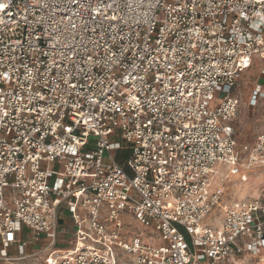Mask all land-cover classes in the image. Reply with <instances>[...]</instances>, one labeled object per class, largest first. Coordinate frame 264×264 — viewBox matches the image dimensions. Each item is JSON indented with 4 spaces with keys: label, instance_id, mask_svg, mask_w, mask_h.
Here are the masks:
<instances>
[{
    "label": "built area",
    "instance_id": "built-area-1",
    "mask_svg": "<svg viewBox=\"0 0 264 264\" xmlns=\"http://www.w3.org/2000/svg\"><path fill=\"white\" fill-rule=\"evenodd\" d=\"M258 54L264 75V0H0V260L35 256L25 230L47 238V264L259 252L264 189L228 202L225 188L264 166V132L239 145L235 128ZM262 103L258 82L249 104ZM126 213L166 244L122 237Z\"/></svg>",
    "mask_w": 264,
    "mask_h": 264
},
{
    "label": "rangeland",
    "instance_id": "rangeland-1",
    "mask_svg": "<svg viewBox=\"0 0 264 264\" xmlns=\"http://www.w3.org/2000/svg\"><path fill=\"white\" fill-rule=\"evenodd\" d=\"M262 63V54L256 55L254 57V65H251L248 71L241 76L235 91V94L241 98L240 114L235 123L239 145L248 144L254 146L258 134L264 132V103L258 107L249 106L250 90L255 83L259 82L264 85V75L261 74ZM104 161H107L106 157L104 158ZM58 171L59 169L57 165L54 168V172L57 173ZM217 171L218 174L224 172L223 166L219 165ZM225 188L227 196L226 200L228 202L244 200L258 195L264 189V166L250 170L242 169L238 175L230 177L226 181ZM10 195L11 188H6V199L9 200ZM66 214L69 216L68 212ZM105 216L106 214H104V217ZM121 218L124 225L121 230V235L129 242L139 236L145 243L152 246L166 244V239L155 232L153 228L143 225L132 215L126 213ZM66 225L68 224L66 223ZM71 237L72 234L59 238L65 241V245L62 244V246H67V240ZM34 238L32 232L25 230L23 234L24 240L30 241ZM32 243L33 244L31 245H33L34 251L39 252L37 255L22 259L18 254V249L14 247L10 249V256L12 259L0 260V264H47L46 259L48 257V252L43 249L45 245L37 240H33ZM124 261V259H121V263ZM223 264H264V248H261L259 252L245 250L242 253H236Z\"/></svg>",
    "mask_w": 264,
    "mask_h": 264
},
{
    "label": "crops",
    "instance_id": "crops-1",
    "mask_svg": "<svg viewBox=\"0 0 264 264\" xmlns=\"http://www.w3.org/2000/svg\"><path fill=\"white\" fill-rule=\"evenodd\" d=\"M252 89L250 91H252ZM249 106H250V104H249ZM67 212L69 213V216L66 214ZM66 223L68 225H66ZM72 226H73V221H72V218H71V214L66 209V207H64L62 209L61 213H60V224H59V234H58L59 235L58 236L59 243L57 245L58 248H66V247H68L70 245V239H69V240H67V246H62V244L65 245L64 244L65 241L63 239H59V238H63L64 236H67L69 234H73ZM30 232H32V231H30ZM33 237H35V238L30 240V241L26 240L27 243H28L27 246H26V250H25L27 255H37V253H39L37 251H34L33 245H31V244H33L32 243L33 240H37L40 243H43L45 245L44 248H43L44 251H45V248H46V246L48 244V240H47V238L44 235H37L36 236V235L33 234Z\"/></svg>",
    "mask_w": 264,
    "mask_h": 264
},
{
    "label": "trees",
    "instance_id": "trees-1",
    "mask_svg": "<svg viewBox=\"0 0 264 264\" xmlns=\"http://www.w3.org/2000/svg\"><path fill=\"white\" fill-rule=\"evenodd\" d=\"M123 154H124V153H122V152H118V153H117V159L120 160V161H123V160H124V156H125V155H123Z\"/></svg>",
    "mask_w": 264,
    "mask_h": 264
},
{
    "label": "bare ground",
    "instance_id": "bare-ground-1",
    "mask_svg": "<svg viewBox=\"0 0 264 264\" xmlns=\"http://www.w3.org/2000/svg\"><path fill=\"white\" fill-rule=\"evenodd\" d=\"M262 260H263V258H262Z\"/></svg>",
    "mask_w": 264,
    "mask_h": 264
}]
</instances>
